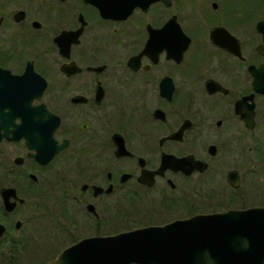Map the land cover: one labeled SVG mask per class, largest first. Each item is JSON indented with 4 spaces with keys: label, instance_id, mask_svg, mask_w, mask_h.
Wrapping results in <instances>:
<instances>
[{
    "label": "flooded vegetation",
    "instance_id": "obj_1",
    "mask_svg": "<svg viewBox=\"0 0 264 264\" xmlns=\"http://www.w3.org/2000/svg\"><path fill=\"white\" fill-rule=\"evenodd\" d=\"M254 207L264 0H0V264H35L33 238Z\"/></svg>",
    "mask_w": 264,
    "mask_h": 264
},
{
    "label": "water",
    "instance_id": "obj_2",
    "mask_svg": "<svg viewBox=\"0 0 264 264\" xmlns=\"http://www.w3.org/2000/svg\"><path fill=\"white\" fill-rule=\"evenodd\" d=\"M53 118L40 112V132ZM47 264H264V207L82 238Z\"/></svg>",
    "mask_w": 264,
    "mask_h": 264
},
{
    "label": "rangeland",
    "instance_id": "obj_3",
    "mask_svg": "<svg viewBox=\"0 0 264 264\" xmlns=\"http://www.w3.org/2000/svg\"><path fill=\"white\" fill-rule=\"evenodd\" d=\"M58 196H62V195H58ZM56 196L54 195H48L45 200L43 201V203H45V205L48 203L53 209L57 208L59 205H61V203H58L57 205L52 204L53 201L56 200L55 198ZM42 213V212H41ZM53 213L52 210H48V214ZM59 214L57 213V211H55V218L54 221L57 222L58 224L61 223H65L64 220H62L61 218H59ZM183 215V212L182 214ZM180 216L179 214H173L170 216H159V215H154L151 218H146V219H136V221L132 222L131 220H120L121 222H119L120 224L117 226V230L121 231V230H126V229H130L131 227H138V226H143L145 224H148L150 222L153 223H166L174 218H177ZM50 217H47L46 219H41V221H43L41 224H44L46 226H50L51 228H53V221L49 219ZM48 219L50 221H48ZM55 225V224H54ZM55 230L58 231L57 233L64 236L65 232L63 231V229L55 227ZM65 237V236H64ZM82 238H33V243H34V247L33 249L35 250L37 257L34 258V263L35 264H47L49 261H51L52 259H54L55 257H57V255L60 254V252L65 249L66 247H68L69 245H71L72 243H75L76 241L80 240ZM0 249V253H1ZM1 258V257H0Z\"/></svg>",
    "mask_w": 264,
    "mask_h": 264
}]
</instances>
